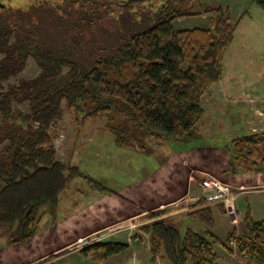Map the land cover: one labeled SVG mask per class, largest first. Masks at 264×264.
<instances>
[{
	"label": "trees",
	"instance_id": "16d2710c",
	"mask_svg": "<svg viewBox=\"0 0 264 264\" xmlns=\"http://www.w3.org/2000/svg\"><path fill=\"white\" fill-rule=\"evenodd\" d=\"M31 1L28 5L50 11L51 41L36 22L37 12L27 14L23 6H16L14 12L0 11V53L4 54L0 58V226L15 227L12 244L28 242L38 233L39 209L57 207L68 182L81 174L77 166L57 159L49 132L63 116L64 104L83 118L107 117L105 128L117 133L120 142L128 141L123 122L113 113L114 104L120 101L130 105L135 125L153 137L203 139L198 127L205 114L203 97L223 77L224 55L240 21L233 22L222 5H206L197 13L219 14L218 19L211 18L210 28L176 30L175 19L194 14L178 7L181 0H163L153 16L152 10L144 14L148 27L131 29L139 21L133 3L144 0H126L121 3L122 15L130 14V22L115 32L105 28L108 43L87 52L68 34L73 28L79 31L83 23L88 28L96 26L95 0ZM258 1L264 7V0ZM81 31L77 34L83 35ZM64 35L72 37V42L60 40ZM31 56L40 66L39 74L3 87V81L24 70ZM15 103H27L29 111L15 108ZM228 146L225 173L264 171V131L233 138ZM98 186L101 192H109ZM223 201L221 196L202 198L189 210V217L209 228L205 233L191 228L182 232L166 218L142 225L140 230L150 234L152 259L162 252L171 264H214V246L235 242L242 256L264 261V219L255 220L250 206L244 214L242 235L233 228L221 239L212 231L213 205L228 213ZM128 247L126 242L95 241L80 251L102 261Z\"/></svg>",
	"mask_w": 264,
	"mask_h": 264
},
{
	"label": "rangeland",
	"instance_id": "374dc122",
	"mask_svg": "<svg viewBox=\"0 0 264 264\" xmlns=\"http://www.w3.org/2000/svg\"><path fill=\"white\" fill-rule=\"evenodd\" d=\"M3 1L5 6H0V11L5 8L14 12L13 9L16 6H23L27 9V14L37 12L38 20L36 22L43 28L45 38L51 41V32L54 31V28L51 25V13L49 10L43 9L41 5L34 3L28 5V3L32 2L31 0ZM95 1L98 5L96 10V26L92 25L90 26L91 28H88L85 27L86 23H83L82 26L84 27L78 26L80 28L79 31L83 30L81 32L85 36V40L82 39L84 37L82 34H77L79 32L77 28L71 29L68 34L75 36L80 41L79 47H82L87 52L96 51L100 46L108 43L106 36L109 34V31H106L105 28L115 32L120 30V28H124V26L126 27L127 23L130 22V14L126 16L122 15L121 3L126 0H112V2L108 1V3L106 0ZM162 1L144 0L133 3V8L135 9L134 15L136 14L135 16L138 17L139 21L133 23L131 29L142 30L148 27L149 19H143L144 14L152 10L153 16L157 5L162 3ZM99 3L105 4L104 6H99ZM206 5L215 8L222 5L224 10L228 8L233 16V22L236 19L240 20L235 29L233 42L224 55V75L221 83L216 85V87L219 86L220 91L215 99H213V96L212 100H210V89L205 93L203 101L205 114L198 124L199 131L205 134L213 133L212 131L214 130L215 134L213 133L214 135L211 137L193 140L185 137L178 140L174 138L153 137L135 125L130 119V113H132L130 105L120 101L114 104L113 113L117 114L116 120L122 121L125 130L128 132V141L120 142L117 140V133L114 134L105 128L107 117L83 118L76 113L74 108H69L64 104L63 116L52 125L49 132L57 152V159L61 162H70L71 165L77 166L82 175L80 174V176H76L68 182L61 194L57 207L53 208L49 205H44L39 209L37 214L39 219L38 228H41L48 220L47 225L48 223L53 225L54 220L57 223L59 220H65L77 212V207L80 206L81 211L100 195H106V192L103 193L100 189H97L99 183L107 187L109 189L108 193L112 194H115L121 188L139 184L143 180H146L147 176L156 168L163 166L169 158H172L176 154L174 151L184 147L194 150L186 156L175 157V161L169 165L176 164L172 167L170 176L167 174L168 165L167 167L164 165L161 171H159V175L157 174L156 177H153V179H156L155 183H149V185H152V189L162 193L163 196H167L172 202L179 195H168V193H172L170 190L171 186L177 187L178 182H180L179 185L183 183L185 186L186 179L191 178L193 181L191 182L190 180V187L195 188L193 190L195 194L196 189L198 190L199 187L203 188L202 182L213 176L222 180L224 185L231 190L233 196L225 198L224 194L218 193L215 189H203L209 193H213V197H219L220 195L225 202H233V197L237 195V187L240 185L241 174H227L225 172L228 168V163H226L227 167L224 165L219 167L214 162H216L215 159L222 156L225 163L227 157H230L229 148L227 147L229 139L226 136V132L229 129H226L228 128L226 123L244 117V114H247L248 108L243 107V103H237L239 108H236L234 111L237 113L233 114L237 116L231 120L229 115L232 107L228 102V105L226 104V96H224L223 90L226 88L229 96H234L240 91L238 95H241L243 98L249 99L253 97L255 99L253 102H257L258 104L256 105L261 106L264 110V7L258 0H181V3L178 2V7L185 11H191L194 15L175 19L173 21L175 29L193 28L195 26L204 27L205 25L211 27V18L218 19L219 14L218 12L198 14L197 12L204 10ZM137 6L143 7L139 9ZM243 13L245 15L242 16ZM98 26L101 27L100 30ZM64 27H61V31H65ZM68 35H64L60 40L67 39L70 43L72 37ZM3 56L4 54L0 53V58ZM64 70L67 72L69 66H64ZM39 72L40 66L36 59L31 56L28 58L24 70L20 74L3 81L2 86L7 88L11 84L19 83L20 79L36 77ZM117 100L119 99L117 98ZM15 108H19L25 112L29 111L27 103H15ZM121 110H123V113L120 112ZM186 160H189V162ZM185 162L187 163L184 164ZM138 188H140L139 190H143L145 188L144 183ZM198 191L204 195L200 190ZM202 195L197 201L189 199L186 205L176 200L172 203L170 202L165 207L147 211L144 215L145 217L141 219L139 212L143 211L142 208H137L135 212L136 217L130 216L133 215V212L130 211L131 207L128 208L129 210L121 209L122 214H115V219L121 222L117 225V228L121 233L126 232L128 237L131 231L144 232L140 230L142 225L151 223L156 218H166L182 232L186 231L187 228H191L200 233H205L209 228L201 220L189 217L191 207L196 205L202 198H206ZM138 196L141 197L139 194ZM263 203L264 197L262 195L257 197L254 193L248 196L244 193L239 196L236 205L237 208L239 206L242 210H247L248 206L252 205L254 207L256 204L260 205ZM113 207L115 206L112 204L108 205L110 212ZM237 208L234 209L235 212L238 211ZM102 209V206H99V209H92L91 214H87L86 216L87 220L98 217V211L104 215L105 213L102 212ZM162 213L163 215H160ZM233 215L235 217V214ZM234 223L231 217L220 219V215H217L212 231L221 239H225L226 235L236 227L233 226ZM114 224H112L110 229L115 228ZM237 224L238 232L245 230L244 218L243 221ZM206 228L208 229L206 230ZM13 230H15V227L0 226V245L5 243L7 237L14 235ZM101 232L98 235L93 234L84 238L83 245L86 246L101 239L99 237ZM119 237L121 241H126L125 237L121 235H107L104 237V240L108 239L112 241L120 239ZM227 246L230 247V250H228ZM214 251L216 254L214 264H264L263 260L259 261L242 256L235 242L226 245L217 244L214 246ZM156 257V263L154 261L153 264H171L162 252ZM189 264H192L191 261Z\"/></svg>",
	"mask_w": 264,
	"mask_h": 264
},
{
	"label": "crops",
	"instance_id": "0c3cea01",
	"mask_svg": "<svg viewBox=\"0 0 264 264\" xmlns=\"http://www.w3.org/2000/svg\"><path fill=\"white\" fill-rule=\"evenodd\" d=\"M204 28L210 27L208 25H205ZM221 79L211 88V92H209V95H211L209 96L210 100H212L213 96V99H215V97L219 93V86L216 87V85L218 83H221ZM223 92L224 96H226V100L224 99L226 101V104L228 102L232 107L229 115V118L231 120H233L234 117L237 116L233 115L234 113H237L234 110L236 108H239L237 103H243V107L248 108L247 114H244V117L240 118L239 120L229 121L228 123H226L228 125V128L226 129H229L226 132V136L229 140L251 132L264 131V110L261 108V106L256 105L258 104L257 102H253L255 100L253 97L249 99L243 98L241 97V95H238L240 91H238L234 96H229L226 88H224ZM204 99L205 94L203 97V101ZM212 132L215 134L214 130ZM213 133H205L202 135L204 137H211L212 135H214ZM227 147L229 148L228 144ZM193 150L194 149H186L185 147L177 149L176 151H174L176 154L172 158H169L168 161L166 160L167 162L165 161V164L162 162L166 167L168 165L167 174L170 176L172 167L176 165L172 164L171 166H169L171 162L175 161V157L181 155L186 156ZM228 158L229 156L224 163L223 157L220 156L218 159H215L216 162L214 163L219 167H222V165L227 167L226 163H228ZM186 161L189 162V160ZM187 162H185L184 164H186ZM163 166L156 168L147 176L148 178L146 180H143L139 184L121 188L117 190L115 194L108 193L106 195H100L95 199V201H92L88 207L82 209L81 211L80 206L77 207L76 209L78 210L74 215L65 220H59L55 225H51L50 223H48L47 225V222L49 220L46 221L43 226L39 228L38 233H36V235L28 242L12 244L10 242L13 236L7 237L5 243L0 245V264H153L154 261L156 263L157 257H155V259H152L153 255L150 250V234L145 232L139 233L137 231H131L129 232L127 237L126 232L121 233V231H119V229L117 228V225H119L121 222H119L120 220L115 219V214H122L121 209L127 210L129 207H131L130 211L133 212V215L130 216L136 217L135 212L137 208H142L143 211L139 212V216L141 219L145 217L144 215L147 211L162 208L169 204L171 201L167 196H163L162 193L154 191L152 189V185H149V183H155L156 179H153V177H156L157 174L159 175V171H161ZM239 174H241V181L240 185H238L239 187H237V195L233 197L234 200L232 203L230 201L225 202L228 213L223 214L217 207V204L213 205V215L215 221L217 219V215H220V219H223L224 217H231V220L235 222L233 226L236 227L234 228H238L237 223L243 221V215L246 211L245 209L242 210V208H240L239 206L237 208L236 202L239 196L243 195L244 193L248 196L255 193L257 197H260L261 195L262 197H264V172H241ZM190 180L191 182L193 181L191 178L186 179L185 186L183 185V183L179 185L180 182L177 183L178 185L176 184L177 187L171 186L170 190L172 193L167 192L168 195H179V197H177V199L175 200L173 199L172 202L177 200V202L186 205L189 199H191V201H197L198 198L202 195L198 190L204 193V195H202L203 197L209 198L210 195H212L211 198L213 197V193H209L207 190H204L203 186V188L198 186L199 188L198 190H195L194 194L193 190L195 188L190 187ZM143 183L145 185V188L143 190H139L140 188L138 187ZM205 191L208 193H206ZM138 194L141 195V197L138 196ZM193 194L194 196H192ZM110 204L115 206L112 208L111 212L108 209V205ZM99 206L103 207L102 212L105 214H100V212L98 211V217H93V219L87 220V214H91V211L94 208L99 209ZM250 207L252 210V216L255 220L264 219V203L260 205L256 204L254 207H252L251 205ZM235 208H237V212H235ZM233 214H235V217ZM112 224H114L113 226H115V228L110 229L112 227ZM207 229L208 228H206V230ZM244 231H240L239 234L242 235ZM100 232L101 235L99 237L101 239H99L98 241H110L108 239L104 240V237L107 235H121L125 237L126 241L124 239L122 240L128 243L129 247L124 252L110 256L109 258L103 259L102 261H95L81 254L80 250L85 247L82 243L84 241V238H87L93 234L98 235ZM130 236H132V238H130ZM134 236H136L137 238H133ZM112 241L123 242L121 241V238Z\"/></svg>",
	"mask_w": 264,
	"mask_h": 264
},
{
	"label": "built area",
	"instance_id": "2783aa9c",
	"mask_svg": "<svg viewBox=\"0 0 264 264\" xmlns=\"http://www.w3.org/2000/svg\"><path fill=\"white\" fill-rule=\"evenodd\" d=\"M202 186L204 188H210V189L217 190L218 193L224 194L225 198H229V197H232L233 196V193L231 192V190H229V188H227L226 185H224V183L222 182V180H220L219 178H215L213 176H210L209 178L205 179L202 182Z\"/></svg>",
	"mask_w": 264,
	"mask_h": 264
},
{
	"label": "flooded vegetation",
	"instance_id": "af4514ba",
	"mask_svg": "<svg viewBox=\"0 0 264 264\" xmlns=\"http://www.w3.org/2000/svg\"><path fill=\"white\" fill-rule=\"evenodd\" d=\"M3 0H0V6H5L4 5V1L2 2Z\"/></svg>",
	"mask_w": 264,
	"mask_h": 264
}]
</instances>
